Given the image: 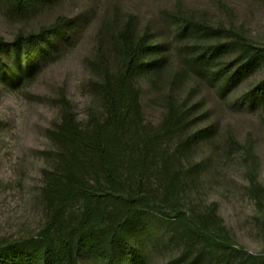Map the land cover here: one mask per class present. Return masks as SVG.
I'll return each mask as SVG.
<instances>
[{"label":"rangeland","instance_id":"374dc122","mask_svg":"<svg viewBox=\"0 0 264 264\" xmlns=\"http://www.w3.org/2000/svg\"><path fill=\"white\" fill-rule=\"evenodd\" d=\"M62 18L69 34L54 36L40 56L31 49L27 60L26 48L12 46ZM130 22L138 35L157 36L167 62L136 80L142 122L120 157L128 185L152 196L132 229L137 264H257L264 254V101L251 103L247 93L264 81V0H46L29 9L0 0V246L45 227L44 188L66 167L52 131L67 112L83 128L103 118L100 84L126 62L121 32ZM212 45L222 48L213 61L219 68L243 70L226 96L185 69ZM8 64L35 66L10 78ZM200 133L207 137L196 143ZM146 135L158 139L142 160Z\"/></svg>","mask_w":264,"mask_h":264},{"label":"trees","instance_id":"16d2710c","mask_svg":"<svg viewBox=\"0 0 264 264\" xmlns=\"http://www.w3.org/2000/svg\"><path fill=\"white\" fill-rule=\"evenodd\" d=\"M11 1L21 9H29L46 0ZM67 21L62 18L38 32L21 34L12 46L26 48L27 60L34 57L31 49L39 51L40 56L57 41L55 38L60 41L69 34L65 32ZM150 34L151 31L145 36L138 35L132 22L121 32L126 62L115 74H107L100 84L104 108L101 120L83 128L67 112L58 128L52 131L66 167L64 174L56 173L55 183L44 188L49 211L45 227L29 239L0 246V264H137L141 261V251L132 242L135 236L132 229L139 227V215L150 207L152 196L128 185L123 178L120 157L128 134L133 129L138 133L142 122L141 91L136 80L141 75L150 76L167 63L166 57H159L161 43L157 36L151 38ZM3 46L0 40V63L5 62L1 53ZM221 51V46H208L185 62V69L226 96L243 70L219 68L213 61ZM33 66L8 64L3 71L10 78H18ZM19 69L22 72L18 73ZM247 97L251 103L264 101V81L250 90ZM172 118L173 112L168 119ZM205 136L196 135L195 142ZM157 139L156 135L145 136L142 160ZM90 168L95 172L94 177L85 172ZM77 204L78 212L72 211ZM255 258L257 264H264V254Z\"/></svg>","mask_w":264,"mask_h":264}]
</instances>
